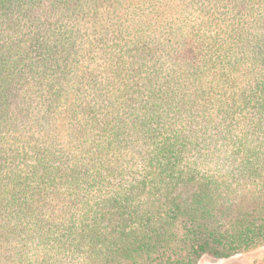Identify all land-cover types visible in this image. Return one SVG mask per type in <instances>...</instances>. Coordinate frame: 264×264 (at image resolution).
<instances>
[{"label":"trees","instance_id":"obj_1","mask_svg":"<svg viewBox=\"0 0 264 264\" xmlns=\"http://www.w3.org/2000/svg\"><path fill=\"white\" fill-rule=\"evenodd\" d=\"M263 246L264 0H0V264Z\"/></svg>","mask_w":264,"mask_h":264},{"label":"rangeland","instance_id":"obj_2","mask_svg":"<svg viewBox=\"0 0 264 264\" xmlns=\"http://www.w3.org/2000/svg\"><path fill=\"white\" fill-rule=\"evenodd\" d=\"M198 264H264V246L222 261L203 258Z\"/></svg>","mask_w":264,"mask_h":264}]
</instances>
